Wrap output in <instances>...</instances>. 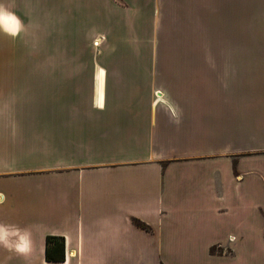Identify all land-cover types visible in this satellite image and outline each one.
<instances>
[{
	"label": "crops",
	"instance_id": "0c3cea01",
	"mask_svg": "<svg viewBox=\"0 0 264 264\" xmlns=\"http://www.w3.org/2000/svg\"><path fill=\"white\" fill-rule=\"evenodd\" d=\"M0 3V264H264V0Z\"/></svg>",
	"mask_w": 264,
	"mask_h": 264
},
{
	"label": "clouds",
	"instance_id": "9594fccd",
	"mask_svg": "<svg viewBox=\"0 0 264 264\" xmlns=\"http://www.w3.org/2000/svg\"><path fill=\"white\" fill-rule=\"evenodd\" d=\"M23 29V22L15 12L10 11L3 3H0V31L15 38ZM23 233V234H21ZM15 239V251L25 254L29 250L30 239L27 229H12V226L0 224V245L8 248L11 240Z\"/></svg>",
	"mask_w": 264,
	"mask_h": 264
},
{
	"label": "trees",
	"instance_id": "16d2710c",
	"mask_svg": "<svg viewBox=\"0 0 264 264\" xmlns=\"http://www.w3.org/2000/svg\"><path fill=\"white\" fill-rule=\"evenodd\" d=\"M137 224L146 227L145 224L137 221ZM215 249L213 248V251ZM65 258V244L63 238L57 236L47 237V247H46V259L48 261H60Z\"/></svg>",
	"mask_w": 264,
	"mask_h": 264
},
{
	"label": "rangeland",
	"instance_id": "374dc122",
	"mask_svg": "<svg viewBox=\"0 0 264 264\" xmlns=\"http://www.w3.org/2000/svg\"><path fill=\"white\" fill-rule=\"evenodd\" d=\"M13 63H14L13 60H11V59H6V60L4 61V64H5V68H6V70H12V68H14V67H18V66H19L18 62H16L15 65H14ZM21 63H23V62H21ZM9 78H11V77H9ZM21 78H22V77H21Z\"/></svg>",
	"mask_w": 264,
	"mask_h": 264
},
{
	"label": "bare ground",
	"instance_id": "6f19581e",
	"mask_svg": "<svg viewBox=\"0 0 264 264\" xmlns=\"http://www.w3.org/2000/svg\"><path fill=\"white\" fill-rule=\"evenodd\" d=\"M157 94H158V96H159L160 98L162 97V94H161L160 92H158Z\"/></svg>",
	"mask_w": 264,
	"mask_h": 264
}]
</instances>
